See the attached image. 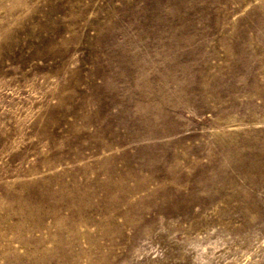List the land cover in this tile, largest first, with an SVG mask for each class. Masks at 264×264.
<instances>
[{
    "label": "rangeland",
    "instance_id": "374dc122",
    "mask_svg": "<svg viewBox=\"0 0 264 264\" xmlns=\"http://www.w3.org/2000/svg\"><path fill=\"white\" fill-rule=\"evenodd\" d=\"M0 264H264V0H0Z\"/></svg>",
    "mask_w": 264,
    "mask_h": 264
}]
</instances>
